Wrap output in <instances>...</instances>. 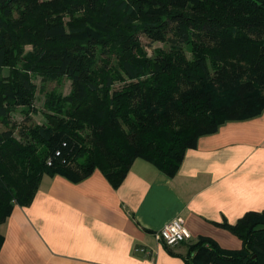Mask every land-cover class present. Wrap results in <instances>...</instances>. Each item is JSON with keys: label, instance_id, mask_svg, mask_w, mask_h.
<instances>
[{"label": "trees", "instance_id": "obj_1", "mask_svg": "<svg viewBox=\"0 0 264 264\" xmlns=\"http://www.w3.org/2000/svg\"><path fill=\"white\" fill-rule=\"evenodd\" d=\"M142 36L167 49L148 55ZM26 70L68 76L70 91L15 137L9 114L33 94ZM263 110L264 0H0V249L1 226L44 175L76 183L97 170L117 187L142 159L172 178L199 137ZM223 228L241 249L202 239L188 247L194 264H264V212Z\"/></svg>", "mask_w": 264, "mask_h": 264}, {"label": "crops", "instance_id": "obj_2", "mask_svg": "<svg viewBox=\"0 0 264 264\" xmlns=\"http://www.w3.org/2000/svg\"><path fill=\"white\" fill-rule=\"evenodd\" d=\"M249 212H264V110L199 137L172 178L142 159L117 187L97 170L76 183L44 175L1 226L0 264H194L202 239L239 251L223 225ZM175 218L190 239L167 247L153 235Z\"/></svg>", "mask_w": 264, "mask_h": 264}, {"label": "rangeland", "instance_id": "obj_3", "mask_svg": "<svg viewBox=\"0 0 264 264\" xmlns=\"http://www.w3.org/2000/svg\"><path fill=\"white\" fill-rule=\"evenodd\" d=\"M68 20V16L63 17L64 22H67ZM140 41L144 47V50L150 56H153L154 51L157 49H167L166 44L162 42H151L144 36L141 37ZM33 50V46H25L23 48L22 55L17 58L14 67H7L3 70V76L7 81L10 82L14 80L13 74L15 71L23 72L25 66H28L29 64V62L25 61L23 58L27 54L32 53ZM112 64H116L115 57H112ZM24 75L28 77L30 83L33 86V94L32 99L28 105H18L17 107L12 109L9 114L11 125L8 127V129L14 131L15 137H17V131L21 129V127H28V125L36 124L40 125L45 122L42 114L47 112L45 109V100L50 95H52V98H60L61 96H66L70 91V78L68 76L49 80L42 74L28 70L24 72ZM25 118L27 119L25 120ZM4 129L5 128L0 124V130Z\"/></svg>", "mask_w": 264, "mask_h": 264}, {"label": "built area", "instance_id": "obj_4", "mask_svg": "<svg viewBox=\"0 0 264 264\" xmlns=\"http://www.w3.org/2000/svg\"><path fill=\"white\" fill-rule=\"evenodd\" d=\"M58 155V153H56ZM50 165V163H48ZM154 238L167 247H174L190 239V235L183 226L182 219L175 218L154 233Z\"/></svg>", "mask_w": 264, "mask_h": 264}]
</instances>
